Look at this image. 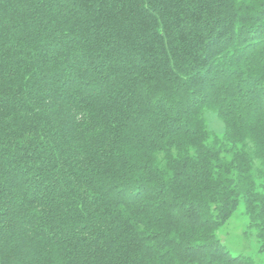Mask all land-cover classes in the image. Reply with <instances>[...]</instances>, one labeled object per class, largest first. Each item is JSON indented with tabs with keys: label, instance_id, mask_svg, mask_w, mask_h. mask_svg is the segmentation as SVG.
I'll return each mask as SVG.
<instances>
[{
	"label": "trees",
	"instance_id": "obj_1",
	"mask_svg": "<svg viewBox=\"0 0 264 264\" xmlns=\"http://www.w3.org/2000/svg\"><path fill=\"white\" fill-rule=\"evenodd\" d=\"M239 205L264 243V0H0V264H254Z\"/></svg>",
	"mask_w": 264,
	"mask_h": 264
},
{
	"label": "rangeland",
	"instance_id": "obj_2",
	"mask_svg": "<svg viewBox=\"0 0 264 264\" xmlns=\"http://www.w3.org/2000/svg\"><path fill=\"white\" fill-rule=\"evenodd\" d=\"M207 123L212 130L222 131V123L213 113L207 114ZM216 236L232 255L246 254L254 264H264V243L256 238L254 230L249 227L242 205L218 228Z\"/></svg>",
	"mask_w": 264,
	"mask_h": 264
}]
</instances>
